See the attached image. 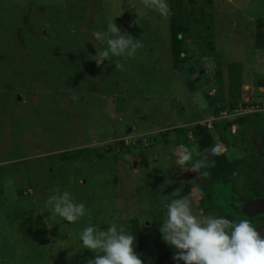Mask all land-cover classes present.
Listing matches in <instances>:
<instances>
[{"label": "rangeland", "instance_id": "1", "mask_svg": "<svg viewBox=\"0 0 264 264\" xmlns=\"http://www.w3.org/2000/svg\"><path fill=\"white\" fill-rule=\"evenodd\" d=\"M166 2L167 18L142 0H0V264H87L95 254L83 248V228L115 222L131 232L135 218L148 264H161L175 251L159 231L171 199L188 197L196 215H223L209 205L208 169L201 175L176 165L177 136L164 132L216 117L205 94L215 93L217 61L225 82L234 61L245 82L264 80V50L255 47L264 0H196L202 10L179 12ZM195 10L200 22L184 35V53L211 79L199 92L184 85L171 48L172 19ZM112 19L144 45L134 57H113L124 71L91 60L107 47L92 33L107 31ZM259 91L252 95L264 106ZM260 114L253 129L237 133L212 123L231 160L263 154ZM57 187L90 216L73 224L52 215L44 205Z\"/></svg>", "mask_w": 264, "mask_h": 264}, {"label": "clouds", "instance_id": "2", "mask_svg": "<svg viewBox=\"0 0 264 264\" xmlns=\"http://www.w3.org/2000/svg\"><path fill=\"white\" fill-rule=\"evenodd\" d=\"M142 3L146 8L167 18L170 9L166 0H142ZM92 37L95 41H102L107 45L103 49L97 48L96 54L91 56V60L95 61L97 67L107 60L115 63L116 70L124 71L120 60H113V57L131 58L144 47L141 39H135L126 32H122L114 19L108 21L107 31H94ZM211 97L215 96L211 95ZM241 112L225 110L217 118H210L208 121L211 123L224 120L233 122L237 117L240 118ZM198 124L204 125L203 122L195 125ZM209 125L206 122L205 126L214 130ZM191 127L180 126L172 129ZM215 138L219 140L217 135ZM188 139L194 141L191 132L188 133ZM224 151V146L216 141L213 147L204 150V154L197 147L189 148L180 144L173 150V155L176 157L175 164L182 170L198 174L202 168L215 166V161H210L209 156H219ZM233 175L236 174L233 173ZM49 191L52 194L45 201L44 206L52 215L73 224L85 215L90 216V211L86 209L85 204L76 202L72 193L61 192L58 187ZM166 209V218L159 231L162 234V240L175 250L173 259L177 264L180 261L184 264H264V232L254 227L250 220L241 219L235 222L224 216L196 215L193 212L192 201L188 197L171 199ZM44 222L49 228L52 227L48 219ZM79 239L83 248L95 254L93 258L87 260V264H144L134 250L135 236L123 225L118 226L117 223L111 222L104 230L97 225L89 224L82 229Z\"/></svg>", "mask_w": 264, "mask_h": 264}, {"label": "trees", "instance_id": "3", "mask_svg": "<svg viewBox=\"0 0 264 264\" xmlns=\"http://www.w3.org/2000/svg\"><path fill=\"white\" fill-rule=\"evenodd\" d=\"M196 1V0H194ZM192 0H172V5L174 9L176 8L177 12L184 10V8H190L194 10L196 5H198V11L203 9V5L196 4ZM196 4V5H193ZM193 5V6H191ZM186 16H182L179 18L178 15H175L172 19V28H171V48H172V56L174 57L175 67L183 66L188 57H185V42H184V35L187 34L190 36V33L193 29V26L200 22L199 14L196 15V10L194 13L191 11L187 13L184 11ZM202 11L200 12V14ZM195 14V15H194ZM197 16V17H196ZM258 27V26H257ZM258 39L255 44V47L259 50H264V30L258 27ZM202 68V66H201ZM215 77H216V88L215 94L216 102L213 107L214 116H219L221 112L225 110H238V111H245L248 110L250 107L256 105L258 102L255 101V97H252L251 104L246 103L242 100V92L243 86L245 85L243 79V64L240 62H231L228 65V80L225 82L224 80V73L221 62L217 61L215 65ZM254 93L260 94V89H264V80L261 78L257 80L255 84H253ZM256 95V94H255ZM261 105V103H260ZM263 105V104H262ZM261 105V106H262ZM261 117L260 113L255 114H247L245 117H237L235 119L236 123H242L243 130L253 129L254 125L252 122L257 123V118ZM233 123V122H232ZM241 125V126H242ZM215 129V127H214ZM174 132L177 136V145L184 144L187 147H197L202 154H204L205 149H210L216 144V138L211 132V129L208 126L198 124L192 126L191 128H176L172 130H168L164 132L165 135H168L171 132ZM246 131V130H245ZM191 132L194 141L189 145L188 133ZM216 135L220 137V132L218 134L217 130H215ZM183 137V139H180ZM176 143V141H175ZM209 160L215 161L214 167H206L208 169L206 178L210 182V188L213 187L214 183L216 182H223L228 183L234 180L235 175L239 168H246V167H254L260 166L261 163L256 162L255 160L251 159L249 162L244 160L243 162H239L237 160H228L225 154L219 156H209ZM195 159V157H194ZM264 165V160H263ZM190 166V165H189ZM223 191L218 194V196H213L211 198L212 203H218L220 201L227 200L230 192H232V188L222 189ZM1 192V191H0ZM238 221V220H234ZM131 233L135 236V244L134 250L140 256V258L144 261V264H148V255L145 252V245H144V238L143 232L141 229V225L138 218L132 220L131 224ZM161 264H177L174 262L172 256H165L161 258Z\"/></svg>", "mask_w": 264, "mask_h": 264}, {"label": "flooded vegetation", "instance_id": "4", "mask_svg": "<svg viewBox=\"0 0 264 264\" xmlns=\"http://www.w3.org/2000/svg\"><path fill=\"white\" fill-rule=\"evenodd\" d=\"M203 68H201V62L196 57H189V60L183 66L181 65V67L178 68L180 69L179 73L185 79V82H183L184 85L186 84V86H189L196 92H199L198 90L201 87L203 88L202 90H204L211 82V79L205 71V68ZM257 105H260V103H257L256 105L250 107L248 110L242 111L240 113V117H245L247 114L262 113L264 110L262 112H259L260 108L256 107ZM219 140L217 139L216 141L217 143L221 144V137ZM226 146L227 144L224 143L225 151L223 154L226 155V158L228 160H231L227 152L228 147ZM250 159L261 163V165L239 168L232 182H228L227 184L223 182H217L219 184L218 186H216L217 188L212 185L214 187H212L211 197L218 196V194L221 193L223 191L222 189L224 188H232V192H230L227 200L213 204L211 203L209 205L221 208L223 214L222 216L228 219L238 221L241 219H248L252 222L254 227L264 232V152L261 156L252 155ZM232 160H237L239 162L244 161L238 159ZM199 173L201 175L204 174L202 173V171H200ZM206 175L207 173L205 174V177ZM204 180L205 179L202 178L203 187H205ZM240 183L242 184L241 186L238 185ZM208 188H210V186H208ZM235 203L237 204V206L235 205Z\"/></svg>", "mask_w": 264, "mask_h": 264}, {"label": "crops", "instance_id": "5", "mask_svg": "<svg viewBox=\"0 0 264 264\" xmlns=\"http://www.w3.org/2000/svg\"><path fill=\"white\" fill-rule=\"evenodd\" d=\"M245 82V81H244ZM253 84H255V83H252V84H250V83H247V82H245V85L243 86V89H245V87H247L249 90V92H247V94H246V96H248V98H249V101H245L244 100V98H243V95H242V100L244 101V102H246V103H249V104H251L250 102H251V99H252V97H253V95H255V93H254V88H253ZM262 90H264V89H262ZM250 91H253V92H250ZM244 92V91H243ZM243 92H242V94H243ZM262 92V91H261ZM252 93H253V95H252ZM262 105V104H261ZM257 105L256 107H258V108H260V111L259 112H262L263 110H264V106L262 105ZM264 112V111H263ZM206 120H210V119H207V118H205L203 121H197V120H195V123L194 124H197V123H199V122H204V121H206ZM197 121V122H196ZM213 123V122H212ZM210 124V126H211V128H214V126H213V124ZM218 124H221V125H225L226 127L228 126V129H230V127L232 126V129H238V127H239V131H240V129L242 130L243 129V125H242V123L240 124V123H236L235 121H233V123L231 122V121H226V120H224V121H220V122H218ZM242 125V126H241ZM185 126H187V125H185ZM192 126V125H191ZM216 130V128L214 129V131ZM220 136V135H219ZM217 137H218V135H217ZM219 139H220V137H218Z\"/></svg>", "mask_w": 264, "mask_h": 264}, {"label": "water", "instance_id": "6", "mask_svg": "<svg viewBox=\"0 0 264 264\" xmlns=\"http://www.w3.org/2000/svg\"><path fill=\"white\" fill-rule=\"evenodd\" d=\"M184 68H186V67H184ZM186 69H188V68H186ZM203 88L201 87L200 88V90H202ZM206 95V98L208 99V102H209V104L210 105H214V103H215V101H216V98L215 97H211V95L210 94H205ZM211 132L213 133V135L216 137V133H215V131L214 130H211ZM217 140V139H216ZM1 171H2V168H0V176H1Z\"/></svg>", "mask_w": 264, "mask_h": 264}, {"label": "built area", "instance_id": "7", "mask_svg": "<svg viewBox=\"0 0 264 264\" xmlns=\"http://www.w3.org/2000/svg\"><path fill=\"white\" fill-rule=\"evenodd\" d=\"M210 126V125H209Z\"/></svg>", "mask_w": 264, "mask_h": 264}]
</instances>
